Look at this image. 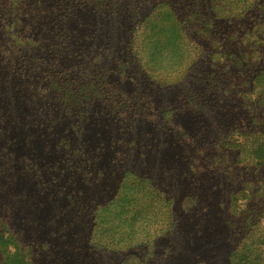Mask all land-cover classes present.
Instances as JSON below:
<instances>
[{
  "label": "trees",
  "instance_id": "trees-1",
  "mask_svg": "<svg viewBox=\"0 0 264 264\" xmlns=\"http://www.w3.org/2000/svg\"><path fill=\"white\" fill-rule=\"evenodd\" d=\"M129 179L182 193L163 264L264 226V0H0V264H123L94 205Z\"/></svg>",
  "mask_w": 264,
  "mask_h": 264
},
{
  "label": "rangeland",
  "instance_id": "rangeland-1",
  "mask_svg": "<svg viewBox=\"0 0 264 264\" xmlns=\"http://www.w3.org/2000/svg\"><path fill=\"white\" fill-rule=\"evenodd\" d=\"M165 54L167 59H170L169 53L165 52ZM188 68L186 64L180 70L184 72ZM157 72H160L159 68ZM140 75L141 78H145L142 74ZM232 156L236 158V155ZM235 161L233 160V165ZM248 162L249 157L243 154L240 164ZM117 181L119 184V180ZM107 186L112 187L111 183ZM117 186L116 184V188L112 187L114 190L112 194L95 197L97 202L94 206H97L101 203L107 205L114 196L112 206L99 207L95 214L100 218L95 222L97 224L93 235L95 243L104 245L105 250H120L117 260L121 262L123 260V264H163L176 256L180 251L179 245L191 232L189 228L191 225L188 227L179 225L184 218V211L178 206L182 203L181 191L167 193V197H172L174 201V206L170 209L162 197L153 194L146 184L129 179L125 182L124 189L115 196ZM185 213L188 218L189 213ZM87 228L90 231L91 226ZM168 231H172L169 238L157 237ZM238 240L240 241V238L236 237L227 242V253L232 252L233 249L238 251L233 264H264V226H258L255 231H247L241 243ZM12 251L15 250L12 249ZM100 252V249L95 252L97 256L95 259L98 258L96 264L100 262ZM103 252L106 253V251ZM19 253L24 254L22 250H19ZM16 257H11L7 252L3 264H23L24 258L19 256V259L23 258L22 261ZM225 264H230L228 259Z\"/></svg>",
  "mask_w": 264,
  "mask_h": 264
}]
</instances>
